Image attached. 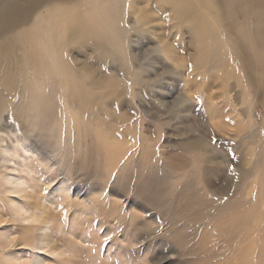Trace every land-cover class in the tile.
Segmentation results:
<instances>
[{"label":"rangeland","instance_id":"1","mask_svg":"<svg viewBox=\"0 0 264 264\" xmlns=\"http://www.w3.org/2000/svg\"><path fill=\"white\" fill-rule=\"evenodd\" d=\"M169 1L60 8L62 76L0 53V264H264V0Z\"/></svg>","mask_w":264,"mask_h":264},{"label":"bare ground","instance_id":"2","mask_svg":"<svg viewBox=\"0 0 264 264\" xmlns=\"http://www.w3.org/2000/svg\"><path fill=\"white\" fill-rule=\"evenodd\" d=\"M82 1V0H80ZM99 1V0H98ZM105 1V0H103ZM138 0H106L103 4L100 5H95L97 0H83V3H88V5L91 4V2H94V5H92L91 8H86L82 11H78V8H80L79 4H78V0H4L0 3V53H4L7 52L8 50H11L12 52L14 51V53L18 50H20V45L19 43L21 41H16L18 40H22V42H24L25 40L29 39V42L27 41V47H28V51L26 56L28 55V53H35L36 51H38V55L42 56V59L46 58L47 61H41L38 57H34L30 59L29 61V67L31 68L32 66V70L30 71V74L33 73V75H40V73L44 70H42V66L39 67V65H43V68L46 69H50L53 70L54 72L58 73V71H65L63 68V61L61 59V53L63 55V53H65V51L62 52L63 49L67 48V42L70 40L72 35L77 34L76 31H81L80 33H84V31H87L89 33V35H91V37L96 38V36H100V37H104L107 36V38L109 37L110 39H115L118 40L121 37V33L122 31L119 30L117 28V26L115 27V24H118L121 16H125V14L122 15L123 13V7H126L125 4L127 5V14L128 15L129 11H133V14H137V12L134 10V6L135 3ZM195 1H199L200 3H202L205 0H195ZM193 1V2H195ZM170 3L175 5V1H169ZM183 2L185 3V7L191 8L192 6V0H183ZM179 3V2H178ZM205 4V3H202ZM213 4V2H212ZM86 5V4H85ZM71 6L73 8H71ZM62 7H68L66 8V11L68 12L69 9H73L74 13H72L71 16L67 17V18H71L72 17V21L75 23L74 26H78L77 25V19L79 16V20H83L84 24L86 25H80L79 28L81 30H76L73 31V28L70 30H68L66 27L61 26L62 24L65 23L66 20L61 21V16H62V12L60 13L59 10L60 8L62 9ZM84 6H81V8ZM175 7V6H174ZM205 11L206 8L205 7H201L200 10ZM211 9V8H210ZM199 10V11H200ZM212 10V9H211ZM41 11V12H40ZM178 11V10H177ZM194 11V9L192 10ZM197 11V9H196ZM208 11H210L208 9ZM179 12V11H178ZM195 12V11H194ZM70 13V12H69ZM126 13V12H125ZM181 13V12H180ZM179 13V14H180ZM196 13V12H195ZM198 13V12H197ZM203 13V12H201ZM206 13V12H205ZM208 13V12H207ZM206 13V14H207ZM174 14V13H173ZM205 14V15H206ZM211 16V13H209ZM36 15V17H35ZM198 15V14H197ZM218 15V14H217ZM224 16V15H223ZM32 17H34V21L32 23V28H30L31 30H24V32L20 33V37L22 36V39L18 36L17 39L14 40H4V37L9 34V33H14L15 31H17L18 29H20L21 27H25L29 21L31 19H33ZM182 17V16H181ZM199 17V16H198ZM202 17V16H201ZM200 17V18H201ZM221 15L218 16V19H220ZM177 18V17H176ZM175 18V19H176ZM206 18L208 19V16H206ZM211 18V17H210ZM202 19V18H201ZM205 19V18H204ZM216 19V17L214 18ZM225 19V18H224ZM223 19V20H224ZM124 20V19H123ZM145 21L146 16L144 13H139L138 17H137V22L138 21ZM178 20V18H177ZM221 20V19H220ZM218 20V21H220ZM125 21V20H124ZM210 21V19H209ZM204 22V21H203ZM202 22V23H203ZM61 23V24H59ZM148 23V21H147ZM145 23V25L147 24ZM205 23V22H204ZM216 23V20H215ZM219 23V22H218ZM222 23L221 25H224V22H220ZM121 24V23H120ZM124 26V25H123ZM223 27V26H222ZM227 27V25L225 26V28ZM124 28V27H123ZM122 29V27H121ZM230 29V28H228ZM222 30V28H221ZM227 30V28L225 29V31ZM231 30V29H230ZM214 31V30H213ZM224 31V30H223ZM228 31V30H227ZM226 31V32H227ZM215 32V31H214ZM228 34V33H226ZM83 36V35H82ZM204 37L206 38V36L204 35ZM208 37V36H207ZM64 39L63 41H66V43H59L60 40ZM233 40L236 41V39H234L232 37ZM246 39V37L244 38ZM90 40V39H89ZM206 40V39H205ZM74 42V41H73ZM208 42V41H207ZM207 42H206V47H207ZM210 42V41H209ZM232 44V43H230ZM236 44V43H234ZM228 45V44H227ZM24 47H26V45H24ZM232 47V46H231ZM23 49V48H22ZM21 51V50H20ZM12 54V53H11ZM23 54V53H22ZM233 54V53H232ZM13 55V54H12ZM11 55V56H12ZM35 55V54H34ZM65 55V54H64ZM20 56V55H19ZM13 57V56H12ZM18 58V57H17ZM29 58V57H27ZM35 58V59H34ZM19 59V58H18ZM15 60V59H14ZM13 60V61H14ZM26 60V59H25ZM27 61V60H26ZM11 63V62H9ZM14 63V62H12ZM17 63V62H16ZM11 65V64H8ZM27 66V65H26ZM36 66V67H35ZM18 67V65H17ZM68 67V66H67ZM66 67V68H67ZM71 67V66H70ZM13 68V67H12ZM69 68V67H68ZM10 69V66H9ZM19 69V68H17ZM29 69V68H28ZM42 70V71H41ZM4 71H5V67H4ZM18 71V70H17ZM17 71H15L17 73ZM68 71V70H66ZM76 70H74L75 72ZM14 72V71H13ZM14 72V73H15ZM20 72V70H19ZM27 72V71H26ZM6 73V71L4 72V74ZM43 73V72H42ZM62 73V72H61ZM61 73H58L59 75ZM73 73V72H70ZM1 74V73H0ZM29 74V73H28ZM9 75V73H8ZM17 75V74H16ZM65 75V73H64ZM64 75L62 78V81L64 80ZM71 75V74H70ZM73 75V74H72ZM29 76V75H28ZM50 76V74L48 75V77ZM62 76V74H61ZM34 77V76H32ZM41 77V76H40ZM73 76H71L72 78ZM75 77V76H74ZM14 79V76L12 77ZM68 78L67 76L65 77ZM6 81V87H5V91L9 92V86L11 85V79L9 78H4ZM36 79V78H35ZM49 79V78H48ZM54 79V78H53ZM75 79V78H74ZM2 80V78H1ZM51 80V79H50ZM49 80V81H50ZM55 80V79H54ZM53 80V82H54ZM59 80L60 76H59ZM78 80V79H77ZM15 81V80H14ZM30 81V80H29ZM76 81V80H75ZM79 82L81 81L78 80ZM76 81V82H78ZM18 82V81H17ZM26 82V80H25ZM52 82V81H51ZM19 83V82H18ZM32 83V81H31ZM36 83V82H35ZM49 83V82H48ZM67 83V81H66ZM28 84V83H27ZM45 84V83H44ZM52 84V83H51ZM64 84V83H63ZM69 84V82H68ZM22 85V84H21ZM32 85V84H31ZM54 85V84H53ZM79 85V84H78ZM2 86V85H0ZM14 86V85H13ZM69 86V85H68ZM27 87V86H26ZM49 87V84H48ZM82 87V86H80ZM20 88V87H19ZM36 88V87H35ZM43 88V87H41ZM51 88V87H50ZM73 89V87H71ZM75 88V87H74ZM44 89V88H43ZM3 90V89H2ZM14 90V89H13ZM12 90V91H13ZM21 90V89H20ZM48 90V89H47ZM50 90V89H49ZM53 90V89H52ZM69 91V89H66ZM64 90L66 92L67 95V91ZM71 92L72 94L74 93ZM81 90V89H80ZM1 91V90H0ZM16 92V90H14ZM63 91V92H64ZM83 91V90H82ZM80 91V92H82ZM3 92V91H2ZM14 92V93H15ZM22 92V91H21ZM25 92V91H24ZM42 92V91H41ZM51 92V91H49ZM70 92V91H69ZM1 93V92H0ZM12 93V92H11ZM52 93V92H51ZM87 93V92H86ZM90 93V92H89ZM4 94V93H3ZM29 94V93H28ZM64 94V93H63ZM75 94V93H74ZM73 94V95H74ZM20 95V94H19ZM30 95V94H29ZM49 95V93H48ZM69 95V94H68ZM72 95V96H73ZM88 95V93H87ZM10 96V94H9ZM34 96V95H33ZM46 96V95H45ZM50 96V95H49ZM71 96V95H69ZM68 96V97H69ZM79 96V95H78ZM82 96V95H80ZM23 97V96H20ZM26 97V95H25ZM24 97V98H25ZM39 97V96H38ZM89 97V96H88ZM28 98V97H26ZM31 98V97H30ZM29 98V99H30ZM42 98V97H41ZM82 98V97H81ZM17 99H19L17 97ZM65 99V98H64ZM12 100V98H11ZM15 100V99H14ZM39 100V99H38ZM44 100H48V99H44ZM25 101V99H24ZM13 102V101H11ZM16 102V100H15ZM20 102V101H19ZM18 102V103H19ZM33 102V101H32ZM17 103V102H16ZM42 103V102H41ZM46 103V102H45ZM93 103V102H92ZM10 104V103H9ZM24 104V102H23ZM36 104V103H35ZM2 105V104H1ZM12 105V103H11ZM18 104H16L17 106ZM3 106V105H2ZM9 106V105H8ZM13 106V105H12ZM36 106V105H35ZM87 106V105H85ZM15 107V106H14ZM92 107V106H91ZM9 109V107H8ZM30 109V107H29ZM32 109V108H31ZM7 111V110H6ZM22 112H20L21 114ZM24 114V113H22ZM35 114V113H34ZM39 114V113H38ZM37 114V115H38ZM10 118V117H9ZM25 118V115H24ZM42 118V117H41ZM23 119V118H22ZM20 121V120H19ZM23 121V120H22ZM14 122V121H13ZM37 123V122H36ZM42 124V123H41ZM114 154V153H113ZM43 223H47V220L42 221ZM45 237V236H44ZM46 239V237H45ZM44 238H42V240H45Z\"/></svg>","mask_w":264,"mask_h":264},{"label":"snow or ice","instance_id":"3","mask_svg":"<svg viewBox=\"0 0 264 264\" xmlns=\"http://www.w3.org/2000/svg\"><path fill=\"white\" fill-rule=\"evenodd\" d=\"M213 143H215V139L213 138ZM110 239V238H109Z\"/></svg>","mask_w":264,"mask_h":264}]
</instances>
